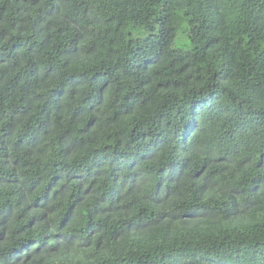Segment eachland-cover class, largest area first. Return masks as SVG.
Returning <instances> with one entry per match:
<instances>
[{
    "label": "trees",
    "instance_id": "obj_1",
    "mask_svg": "<svg viewBox=\"0 0 264 264\" xmlns=\"http://www.w3.org/2000/svg\"><path fill=\"white\" fill-rule=\"evenodd\" d=\"M0 264H264V0H0Z\"/></svg>",
    "mask_w": 264,
    "mask_h": 264
},
{
    "label": "rangeland",
    "instance_id": "obj_2",
    "mask_svg": "<svg viewBox=\"0 0 264 264\" xmlns=\"http://www.w3.org/2000/svg\"><path fill=\"white\" fill-rule=\"evenodd\" d=\"M185 46V45H184ZM186 47V46H185Z\"/></svg>",
    "mask_w": 264,
    "mask_h": 264
}]
</instances>
